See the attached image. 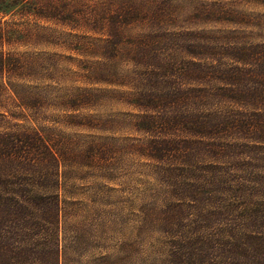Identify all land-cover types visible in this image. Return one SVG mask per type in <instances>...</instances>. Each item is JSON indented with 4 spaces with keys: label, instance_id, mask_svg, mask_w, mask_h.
I'll use <instances>...</instances> for the list:
<instances>
[{
    "label": "rangeland",
    "instance_id": "rangeland-1",
    "mask_svg": "<svg viewBox=\"0 0 264 264\" xmlns=\"http://www.w3.org/2000/svg\"><path fill=\"white\" fill-rule=\"evenodd\" d=\"M54 1L57 11L51 19L41 0H21L13 12L0 14V24L9 30L3 51L26 66L14 83L35 100L29 110L6 91L0 132L37 131L61 162L57 179L45 171L15 180L28 184L23 187L43 203H59L61 215L55 227L52 216L37 226L32 223L36 216L18 217L21 227L9 242L21 246L20 255L11 264H48L54 248L58 264H264V150L237 155L260 159L255 171L244 172L259 183L248 190L233 181L241 173H226L227 183L215 178L204 160L189 162L183 191L196 200L181 212L180 164L170 165L151 152V158L143 157L138 148L180 142V105H167L162 113L164 121L176 122L165 136L136 133L134 125L144 112L129 104L139 89L133 85L161 73L153 51L141 53L132 64L124 47L113 67L116 76L104 80L93 73L107 64L97 46L144 35L162 44L175 33L238 31L264 42V0ZM69 2L79 23L62 7ZM204 6L222 15L221 22L197 19ZM136 8L155 20L146 26L133 23L129 14ZM122 13L128 16L120 20ZM120 21L118 34L113 29ZM156 111L148 115L157 117ZM225 159L221 165L239 168Z\"/></svg>",
    "mask_w": 264,
    "mask_h": 264
},
{
    "label": "trees",
    "instance_id": "trees-1",
    "mask_svg": "<svg viewBox=\"0 0 264 264\" xmlns=\"http://www.w3.org/2000/svg\"><path fill=\"white\" fill-rule=\"evenodd\" d=\"M41 1L47 19L55 18V1ZM20 3L21 0H0V14L13 12ZM62 7L72 19L80 22L71 2ZM203 9L195 14L197 19L221 22L222 15L215 9L210 12L205 11L206 6ZM95 11L92 10V21L97 18ZM117 16L122 20L128 15L122 13ZM129 16L133 23L142 26L155 20V15L145 12L144 8L134 9ZM90 22L86 20L87 24ZM122 24L121 21L116 23L113 30L121 34ZM8 39L9 30L0 24V107L5 106L2 98L6 91H11L21 106L32 110L35 100L26 96L27 90H21L23 85L14 83L17 73L26 66L20 64L23 62L20 58L3 51ZM124 47H128L126 54L132 64L141 53L153 51L157 58L156 67L161 72L154 78L149 76L147 80L133 85L139 89L134 91L129 104L144 112L134 125L135 132L167 136L176 122L164 121L162 113L167 105L172 109L180 105V142L168 140L138 147L143 157L151 158V152L170 165L180 164V211L183 212L185 203L196 200L192 192L183 191L188 187L184 174L190 173L186 169L192 161L204 160L203 163L210 166L206 169L214 172L215 178L220 177L227 183L226 173H241L233 176L235 185L240 184V189L248 190L250 184L258 186L259 183L249 175L244 177V172L255 171L253 164L260 161L259 157L238 156L246 151L264 150V42L257 43L238 31L175 33L170 34L162 44L152 42V38L146 35L120 43L107 42L96 48L98 56L107 64L93 70L95 78L105 80L116 76L113 67L123 58ZM167 87L174 89L165 90ZM155 110L157 117L148 115L149 111ZM225 158L236 161L234 165L239 168L228 169L226 165H221L225 163ZM60 165L57 152L39 132H0V264H11L20 255L21 246L9 242L10 236L21 227L18 217L36 216L33 221H37L32 223L37 226V222L43 221L45 216H52L55 227L61 215L59 203L48 205L34 197V193L23 187H28V184L15 182L18 175L51 171L57 179ZM169 173L175 174V171ZM204 184H210V180ZM23 232L27 237L26 229ZM54 249L47 256L48 264L59 262V250Z\"/></svg>",
    "mask_w": 264,
    "mask_h": 264
}]
</instances>
